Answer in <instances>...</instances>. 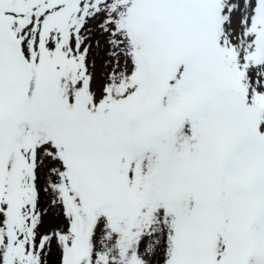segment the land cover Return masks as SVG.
<instances>
[{"label":"snow or ice","instance_id":"6c2138e0","mask_svg":"<svg viewBox=\"0 0 264 264\" xmlns=\"http://www.w3.org/2000/svg\"><path fill=\"white\" fill-rule=\"evenodd\" d=\"M0 264H264V0H0Z\"/></svg>","mask_w":264,"mask_h":264}]
</instances>
